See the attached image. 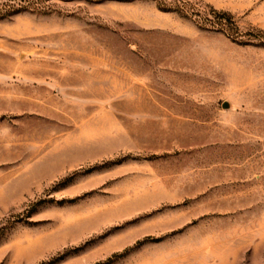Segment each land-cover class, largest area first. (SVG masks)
Instances as JSON below:
<instances>
[{
	"label": "rangeland",
	"instance_id": "obj_1",
	"mask_svg": "<svg viewBox=\"0 0 264 264\" xmlns=\"http://www.w3.org/2000/svg\"><path fill=\"white\" fill-rule=\"evenodd\" d=\"M0 264H264V0H0Z\"/></svg>",
	"mask_w": 264,
	"mask_h": 264
},
{
	"label": "water",
	"instance_id": "obj_2",
	"mask_svg": "<svg viewBox=\"0 0 264 264\" xmlns=\"http://www.w3.org/2000/svg\"><path fill=\"white\" fill-rule=\"evenodd\" d=\"M229 106H230V105H229L228 103H225V104H224V107H226V108L229 107Z\"/></svg>",
	"mask_w": 264,
	"mask_h": 264
}]
</instances>
